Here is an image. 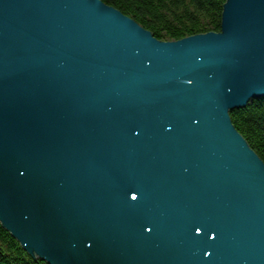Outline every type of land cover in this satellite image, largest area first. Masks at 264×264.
Masks as SVG:
<instances>
[{
  "label": "water",
  "instance_id": "water-1",
  "mask_svg": "<svg viewBox=\"0 0 264 264\" xmlns=\"http://www.w3.org/2000/svg\"><path fill=\"white\" fill-rule=\"evenodd\" d=\"M264 0L163 42L101 0H0V226L47 264H264Z\"/></svg>",
  "mask_w": 264,
  "mask_h": 264
},
{
  "label": "trees",
  "instance_id": "trees-1",
  "mask_svg": "<svg viewBox=\"0 0 264 264\" xmlns=\"http://www.w3.org/2000/svg\"><path fill=\"white\" fill-rule=\"evenodd\" d=\"M138 23L163 42L220 32L226 0H101ZM235 129L264 163V99L230 111ZM0 264H46L24 252L0 226Z\"/></svg>",
  "mask_w": 264,
  "mask_h": 264
},
{
  "label": "rangeland",
  "instance_id": "rangeland-1",
  "mask_svg": "<svg viewBox=\"0 0 264 264\" xmlns=\"http://www.w3.org/2000/svg\"><path fill=\"white\" fill-rule=\"evenodd\" d=\"M6 231V230H5ZM7 232V231H6ZM8 233V232H7ZM9 234V233H8ZM10 235V234H9ZM11 236V235H10ZM30 257V256H29ZM32 258V257H31Z\"/></svg>",
  "mask_w": 264,
  "mask_h": 264
}]
</instances>
